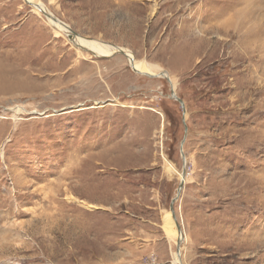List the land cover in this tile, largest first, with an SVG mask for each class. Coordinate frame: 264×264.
Wrapping results in <instances>:
<instances>
[{"label":"rangeland","instance_id":"374dc122","mask_svg":"<svg viewBox=\"0 0 264 264\" xmlns=\"http://www.w3.org/2000/svg\"><path fill=\"white\" fill-rule=\"evenodd\" d=\"M32 1L186 111L0 0V264H264V0Z\"/></svg>","mask_w":264,"mask_h":264},{"label":"bare ground","instance_id":"6f19581e","mask_svg":"<svg viewBox=\"0 0 264 264\" xmlns=\"http://www.w3.org/2000/svg\"><path fill=\"white\" fill-rule=\"evenodd\" d=\"M27 1L33 3L38 9H41V11H43L45 13L47 19L57 29V31L58 30L65 31L67 33V35L72 38V40L75 42V44L80 49L90 50L98 56H110L114 52H124L128 56L129 62L135 71H137L139 73L147 74V75L149 74V76H165V77H168L170 82L172 83L173 89L175 88L176 82H175V79L173 76H171L169 73H167L163 69L156 68L153 65H150V64L148 65L146 63H143L141 61L136 60L135 57L133 56V53L128 48L123 47V46H117L114 44L111 45V43L106 42V41H102V40L83 37V36L77 34L76 31L72 30V28L70 27V25L68 23L62 21L56 15H54L52 13V11L49 10L45 4L40 3V2H33L32 0H27ZM183 157L185 158L184 155H183ZM184 179H185V176L183 175L181 182L184 183V181H185ZM65 192H68L67 187L65 188ZM90 207H92V206H90ZM175 221L177 222V224ZM177 225H178V220L175 218V216L174 217H173V215L171 217L169 216L167 227L169 228L170 234L172 235V237L175 238L177 245H178L179 242L182 243V241L184 240V233L182 231V228L179 229V225L178 226ZM180 252H181V245H180ZM180 255L176 250L175 255H174L175 256V262H173L174 264H183L182 260L180 258Z\"/></svg>","mask_w":264,"mask_h":264},{"label":"water","instance_id":"95a60500","mask_svg":"<svg viewBox=\"0 0 264 264\" xmlns=\"http://www.w3.org/2000/svg\"><path fill=\"white\" fill-rule=\"evenodd\" d=\"M172 96L173 97H175L180 103H181V105H182V107H183V109H184V111H186V107H185V102H184V100L180 97V96H178L176 93H175V90L172 88ZM184 143V141L182 142V144ZM181 150L183 151V147H181ZM185 172V171H184ZM184 186V183L183 182H181L180 184H179V187H178V193H177V196L176 197H174L173 199H172V202H171V210L173 211V213H174V216H175V218L177 219V215H176V213H175V202H176V200H177V198H178V195L181 193V189H182V187ZM178 225H179V229H181V226H180V224L178 223ZM180 245H181V242H179L178 243V248H177V252L179 253V255L181 254V252H180Z\"/></svg>","mask_w":264,"mask_h":264},{"label":"crops","instance_id":"0c3cea01","mask_svg":"<svg viewBox=\"0 0 264 264\" xmlns=\"http://www.w3.org/2000/svg\"><path fill=\"white\" fill-rule=\"evenodd\" d=\"M173 212V211H172ZM173 216H174V213H173ZM176 222V221H175ZM179 223V222H178ZM176 224H177V222H176ZM178 226V225H177ZM183 231V230H182Z\"/></svg>","mask_w":264,"mask_h":264}]
</instances>
